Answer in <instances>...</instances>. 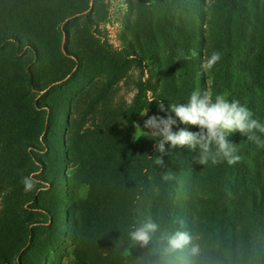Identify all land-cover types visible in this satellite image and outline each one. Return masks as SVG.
Returning a JSON list of instances; mask_svg holds the SVG:
<instances>
[{"label": "trees", "instance_id": "trees-1", "mask_svg": "<svg viewBox=\"0 0 264 264\" xmlns=\"http://www.w3.org/2000/svg\"><path fill=\"white\" fill-rule=\"evenodd\" d=\"M75 1L0 0V52L14 40L21 42L26 38L27 46L36 51L28 66L35 64L38 69H47L55 57L52 38L62 37L61 33H66L64 25L69 26L73 17L90 9V0ZM186 3L190 4L188 18L183 20L180 14L174 22L176 12H184ZM153 4L154 8L165 9L143 22L148 37L144 47L151 53L156 68L152 76L157 75L160 81V89L152 88L157 94L152 105L158 109L159 100H164L166 106L168 102H186L193 90H206V75L201 73L200 63L195 58L186 61L182 55L190 49L199 54L203 48L208 54L215 49L223 57L210 71V92L226 93L229 99L240 100L264 123V0H153ZM146 8L149 14L155 13L151 7ZM194 18L209 32L194 37ZM157 20L161 31L154 28ZM45 41L49 44L46 47ZM54 44L63 57L61 43ZM11 79L0 64V124L11 126L9 129L13 131H25L22 124L31 118L24 119V115H38L43 135L52 138L46 140L49 155L45 162L46 172L53 171L50 188L65 195L73 187L82 184L89 187L86 199L71 203L62 199L57 207L62 220L65 212L70 213L69 230L76 234L75 242L84 247L83 252L80 247L77 250L79 264H92L90 258L96 264L162 263V256L166 255L153 239L148 246L139 244L137 255L128 259L125 249L134 243L130 231L152 221L159 225L161 236L173 233L179 221V231L194 239L195 225L190 216L199 206L201 183L210 179L204 186L205 201L208 203L210 199L214 215L199 223L203 249L197 264H264V149L237 133L229 137L241 156L233 166L199 165L196 152L187 147L165 155L164 165L158 166L154 163L159 153L154 150L153 137L134 138L136 114L142 108L139 103L122 111L124 129L115 122L114 130L105 131L94 125L88 134L73 136L72 102L64 98L49 105L46 101L38 111L17 103L7 104L4 90ZM53 83L48 81L40 89L46 93L45 100L53 92L49 88ZM79 87L78 83L76 88ZM42 114H46L43 119ZM189 130L196 129L189 126ZM51 154L57 155L55 161ZM71 167L69 175L66 170ZM166 174L172 178L163 179ZM201 216L207 217V213ZM16 226L8 215L0 216V236L9 233L12 237ZM207 232L209 237L203 235ZM97 242L102 246L99 249L92 245ZM7 245L0 240V264H11L9 258L17 255L9 253ZM188 259L186 264H196L187 263Z\"/></svg>", "mask_w": 264, "mask_h": 264}, {"label": "rangeland", "instance_id": "rangeland-1", "mask_svg": "<svg viewBox=\"0 0 264 264\" xmlns=\"http://www.w3.org/2000/svg\"><path fill=\"white\" fill-rule=\"evenodd\" d=\"M75 2L82 3L78 0ZM153 5V0H90V9L73 17L69 26L64 25L66 33H61L62 37L52 38V52L55 57L45 70L36 68L35 64L28 66V63L33 62L36 51L27 46L26 38L21 42L14 40L0 52V64L12 78L11 84L4 90L8 98L6 103H17L20 107L28 106L32 107L33 111H38L46 101L51 105L55 100L65 98L74 105L73 136L88 134L94 125H100L105 131L114 130L115 122L124 129L125 113L122 111L139 103L138 107L142 108L136 114L135 124L148 131L143 128L147 117L141 116L140 113L146 111L147 107L149 116L160 114L157 107L152 105L157 98L152 88L160 89V81L157 75L152 76L156 68L151 53L144 47L148 37L143 22L145 18L163 13L165 9L159 6L154 8ZM147 6L155 13L149 14V9H145ZM189 8L190 4H184V12H176L174 22L180 14L183 20L188 18ZM193 20L194 37H201L205 31L209 32L206 26L201 28L198 18ZM157 22L158 20L152 22L154 28L161 31L160 23ZM67 33H70V37ZM57 42L61 43L63 57H60L59 49L54 44ZM43 44L45 47L49 45L46 41ZM200 52L195 58L197 63H201L204 55L208 54L204 48ZM205 75V89L210 92V72ZM48 81L54 82L49 87L53 92L50 98L45 100L46 93L40 89H43ZM77 82L81 87L76 88ZM33 83L40 84L34 87ZM225 95L227 96L226 93ZM26 117L31 120H24L22 126L26 128L25 131H13L9 129L11 126L0 124V130H3L0 132V216L8 215L17 225L16 233L12 237L8 233L5 237L0 236V240L8 243L5 247L9 253L17 252L16 256L9 258L11 264H79L76 258L77 250L80 247L83 252L84 247L75 242L76 234L69 230L67 223L71 221L70 213L65 212V218L62 220L58 216L57 207L62 199L67 203L79 198L86 199L89 187L85 184L78 187L75 185L76 187L65 195L52 186L50 188L53 171L46 172L45 162L49 155L46 154V140L52 138L43 135L38 115L29 113L24 115V119ZM41 117L43 119L46 114ZM146 137L151 136L139 131L134 135L136 139ZM51 156L55 161L57 155ZM72 171V167L66 170L69 175ZM29 174H32L39 184L35 190L26 193L21 179ZM210 181L211 179L205 183ZM205 183L202 182L199 187L201 201H197V211L190 216L195 225L193 243L199 245L200 253L203 246L202 237L199 236V223L214 215L210 199L208 198V203L205 201ZM211 184L213 183L209 185ZM203 212L207 213V217L201 216ZM147 216L150 217L151 214L148 213ZM177 230L179 221L176 222L175 231ZM208 232L203 235L209 237ZM159 238L157 231L153 235V242L162 248L163 244ZM92 245L96 249L102 247L98 242ZM190 247L170 256H162V263L154 264H186L187 257V263L193 261L197 264L200 255L194 257ZM104 249L109 251L110 247ZM138 249L139 243L130 244L125 249L126 257L134 258ZM88 261L96 264L92 258Z\"/></svg>", "mask_w": 264, "mask_h": 264}, {"label": "clouds", "instance_id": "clouds-1", "mask_svg": "<svg viewBox=\"0 0 264 264\" xmlns=\"http://www.w3.org/2000/svg\"><path fill=\"white\" fill-rule=\"evenodd\" d=\"M199 53L190 49L182 55L184 60L196 58ZM223 54L212 50L204 55L200 63L202 74L212 71L222 60ZM158 110L164 115H148V109L140 115L147 117L142 130L135 124L136 132L147 133L155 141L154 150L159 153L154 163L164 165L163 157L174 149L187 147L196 152V163L199 165H219L226 163L229 166L241 160L236 144L229 140L234 134L246 138L257 148L264 149V123L255 117L253 111L238 99H229L223 93H211L208 90H193L187 101L182 103H164L156 101ZM184 125V127H180ZM174 126L176 130H174ZM189 126L195 131L189 130ZM135 132V133H136ZM171 174H166L163 179H171ZM24 191L31 192L37 188L39 181L32 175L23 176L21 179ZM159 231V225L148 221L142 227L130 231V239L141 246H148L153 235ZM163 244V254L170 256L186 247L194 257L200 255V247L193 243V237L184 231L163 233L159 238Z\"/></svg>", "mask_w": 264, "mask_h": 264}]
</instances>
